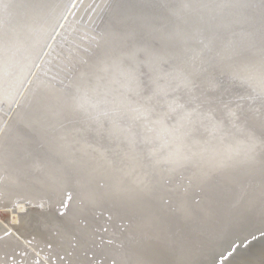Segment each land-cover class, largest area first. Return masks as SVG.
<instances>
[{"label":"bare ground","instance_id":"obj_1","mask_svg":"<svg viewBox=\"0 0 264 264\" xmlns=\"http://www.w3.org/2000/svg\"><path fill=\"white\" fill-rule=\"evenodd\" d=\"M10 1L12 2V0ZM111 1L112 0H110V2ZM122 1L123 0H117L116 4L114 5V9L117 12H121V10L118 11V9L120 8ZM139 1L140 0H134V7H136L140 3ZM188 1L189 7L185 9L182 8L183 10H181L177 14H173V12H175V6L171 7L163 0H161L160 3L155 4L158 5V7L160 6L162 9H169L167 13L165 11L166 15H162V17H160L159 15L162 21V27H165L164 29H161L162 31L159 29V27H161L159 22L157 23L155 21V23L149 21L147 23L142 20V18L144 17L141 18L142 21H138L137 17L136 21L133 22L132 25L134 27H139V31L140 29L144 30V34L143 38L142 36H140L141 39L135 41V43L131 40V45L137 48L145 47L146 51L147 48H149L145 44V39H147V36L151 39L149 40V45L153 43V38L159 39V43L161 44H163L166 40L168 41V43L173 40V42H171L172 44L170 43V45L167 46L170 50H172L176 58L174 60V63L181 61L182 63H184V65L187 64L189 66L193 61L195 65L197 64L198 68V64L200 63L199 59L201 57L200 55L195 53L198 46L195 44V39H193V37L197 35L199 30H201L200 25L202 24L200 21L212 19V16L214 14L218 15L221 13L220 15L223 16L227 14L226 12L228 9L225 7V5L218 4V0H214L213 2L209 0ZM238 1L242 3L244 2L242 0ZM24 2L28 3V1L26 0H24ZM31 2L33 3L31 7L28 8L24 6H14L12 3V5H10L6 1L0 2V50L3 56V59L0 60V103L8 102L12 94L16 91L15 89L17 88L18 82L20 81L24 70H26L28 63L30 62V59L29 57H27L26 52L30 51L32 53L34 52L33 50L37 52L40 45L43 44L42 42H44L43 40L45 39L47 34H49V32L56 33V31L60 29L61 23L63 22L67 13L70 12L69 9L70 7H72L71 5L74 0L69 3V6L67 5V8L65 7L66 5L61 7V9L59 8L58 10L60 11H57L59 12V14L56 18L55 16L57 12L55 13V10L57 8L58 0H33L30 1V4ZM99 2L102 3L103 0ZM242 3L237 2V4ZM217 4L219 9L217 7ZM85 5H87L86 2ZM107 6L109 8L110 5ZM78 8L80 9V7ZM149 8H153L150 9L153 13H151L150 10L147 11L150 15L159 14L155 6L150 5ZM65 9V13L59 19V16L64 12ZM213 9L215 10L213 11ZM102 10H104V8ZM143 11L145 10L143 9ZM77 13L74 14V16H76ZM243 13V19L246 20V24H248L249 22L248 26L246 25V27L252 30L254 24L260 20H258V15L257 17L255 16L254 19H248L247 16H245V14L247 13ZM54 14L55 16H53ZM94 14L96 13L94 12ZM82 16L83 15L81 14V18ZM96 17H98V15ZM224 19L226 20V15ZM224 19H221V22H219L218 24H209V26H211V28L213 27V34H215L214 31H216V34L226 39L225 35H232V32H230L229 30H231L233 27L227 25ZM234 19L235 18H233V20ZM73 20H75V17H73ZM108 21H110V27L106 30L110 31L108 35L110 37V40H113L114 46H112V48L109 47L110 50L108 53L105 52L107 53V56L105 55L106 58L108 57L107 60H105L106 58L103 57V59L100 61V55L98 54V57L91 65L92 67L89 68V71L85 70L82 72L83 78H80L75 83V79L71 77L69 81L70 85L66 88L67 91L64 89L65 91L63 90V92H58L60 91V89L50 87V84L41 79L40 83L36 84V86L30 91L23 107L21 108L20 118L21 122L23 123L22 125H24L25 128L29 129V131H31L34 136L28 134L26 131H22L18 135H15L14 133L12 138L14 145L13 152H15L16 154L20 152V154L18 156L15 155L16 162L13 163L18 165L21 163V166H26L29 163L32 164L37 162L39 159H44L45 155L42 152L43 146L54 149L56 150V152H58L57 149L62 148L60 150L62 153L61 156L63 158L62 160H64V164L65 162L66 165L67 163L72 164V168L75 170H78L79 166L77 162L80 161L86 160L91 165H88L89 171L85 173L83 177L84 179L79 180L82 181V183L86 186L85 196L87 200H90V196H94V194H97L96 196H94V199L101 196L104 198H110L113 204L117 206H123L127 204L139 206L142 205L145 210L147 208V204H149L150 202V196H153L155 190L158 191L157 187H159L160 191L162 188L161 186L163 185L160 181L162 179L161 175L159 174V172H156L159 167L164 168L160 166L162 164L158 156V151H160V149L163 147L165 148L164 152L166 151V153H173L176 156L177 160L183 161L179 164H183L182 166L188 170V173H190V182L192 183L191 186H198L199 188L204 189V195L202 197V200L195 204L189 200V198L187 197V193H184V196L180 195L179 193H175L173 197L177 201L176 208L174 209V211H169L167 209L163 210L161 212V218L166 222H171L178 218L181 219L182 222L193 220L194 222H202L204 224H208L209 222H219L216 225L217 229L215 227H212V229L215 228L213 231L211 229H208L207 231L210 232H207L206 230L205 232H203V234H209V237L207 236L208 239L206 238L207 240H210V238H215L213 239L215 243H212L211 247L208 246L209 244L204 248L195 247L196 249L182 254V246H178V250H175L176 260L174 261V264H219V261L221 260L224 261V264H257L258 259L256 258V255L254 256V253H260V250L257 247H259L258 245L262 240L261 236L264 235L263 229H258L260 226H262L261 223L257 222L258 224H252L250 227L245 225L241 226L240 228L237 225V229L234 228L231 231L230 229L226 231V228L224 227L222 229L220 225L223 226L229 220L232 222L238 221L240 219L243 220L252 214L248 212L252 211V209H255L253 211L254 213L264 212V182L261 184V181H264V153L256 158L252 157L254 154L259 153L260 151L264 152V121L251 119L256 115L264 116L262 115L264 114V107H261L264 105V69L259 71V68L261 66H264V62L261 61L262 58L260 59L259 57H257V60H252L253 64H255L256 67L254 70H251L248 75H243L244 73H238L240 74L238 75V77L242 79V82L240 83V85H235L233 87L235 88V90L231 88V86H229L230 88L227 89L226 86L228 85L226 83L225 85H221L222 87L225 86L224 88H217L219 90H206V88L198 87L200 88L199 90L201 92H204L198 93L201 94L198 95V97H200V99L203 100L205 104H200V102L197 103L198 99L197 101L193 99V93L191 92L192 90H190L189 88H186L185 91L184 89H181L183 91L180 90V92H182L181 94L183 95H170V93L172 92L170 85L168 86L170 78L167 79L164 77L163 81L165 83L160 82V86L158 83L159 90H157V93L154 96L158 105L154 107L153 103L155 101H153V103L151 102L153 98H149L150 96L148 95L143 96L144 94L141 97L140 95L142 94V92L139 95L140 90H131V88L128 87L129 84L125 86L127 88H130V90L125 88L127 89L126 91H129V95L127 96V93L123 91L122 87H124L123 85L127 84L126 82L131 81L129 79L132 78V80H136L135 78L137 73V66H132L130 64V61L138 62L139 56H136V54L134 55V51L130 52V44L125 43V40H130L128 39L129 37H127L128 35H130V33L126 34L125 31V33L118 32H122L125 29V27H123V22L119 20L117 21L116 19V22H113L112 26V20H110L109 18ZM82 22H84V25L85 21ZM151 23H153V25H151ZM52 25L57 27L55 29L51 28V32L50 27ZM236 25L238 24L236 23ZM236 25L233 26L235 27ZM89 26L90 25L85 27ZM132 27L130 26L128 29ZM155 28L156 30H154ZM189 29L195 30L194 35L193 31L190 32ZM248 31L247 29L245 32L243 31L242 36H245ZM189 32L191 35L189 34ZM90 33L92 34V32ZM169 33L172 37L168 35ZM235 36L236 35H233L232 38ZM251 37L253 38L252 34ZM232 38L230 37V39ZM89 40L91 41V39ZM89 40L87 38V41ZM17 41L20 44L19 47L15 46V44H17ZM138 42L140 44H138ZM76 45L79 46L77 43ZM211 45L212 44H209V47L213 48ZM13 46H15L14 49ZM15 48L20 49L18 50ZM219 49L220 53L218 52L219 55L216 56L220 57L215 58H221L224 53L221 50V47ZM73 50L76 51L75 49ZM89 50L85 52L87 53L89 52ZM78 52H80V50H78ZM85 52L83 54H86ZM144 54L147 55L146 53ZM120 55L125 56L126 61H124V63L121 62L123 57L121 58ZM211 56L212 55H210L209 57L211 58ZM69 57L71 58V56ZM209 57L206 58L208 59ZM254 58L255 56L253 57V59ZM65 59H67V57ZM79 60H83V57H81V59ZM166 61H168V59ZM64 63L67 64L66 60ZM69 63L71 64V62ZM52 64L53 63H51V65ZM155 67H157L158 69V66ZM59 69L61 68H58V70ZM69 70L70 69H68L67 71ZM47 73L49 74V71L46 72V75ZM70 73L71 72H69V74ZM61 74L62 72L60 73V75ZM58 75L59 73L57 74V76ZM89 75L91 77V79L89 78L90 80L87 79ZM242 75L245 77H242ZM182 76L184 78L181 80V82L184 83L185 80L189 78V73H186V75ZM231 78L232 77H230V79ZM218 83L212 84L218 85ZM138 88H141V85H138ZM69 89H72L73 91L72 95H70V98L66 97V95L64 96V93L68 94ZM153 89H155V87H153ZM148 92L150 93V89L148 90ZM132 96L133 99L131 100ZM59 97H63L62 100H59ZM231 97H234V101L232 103L230 102ZM235 97L237 98L235 99ZM52 99H54L56 102ZM149 103L153 105L152 108ZM231 105L232 107H227ZM231 108H233L232 112L229 111V109ZM236 112L240 114L235 115ZM72 144L77 145L74 147ZM69 147H72V150H70ZM88 147H90L91 149H89ZM92 147H94L95 149ZM126 154L136 155L137 157L142 158V161L144 159L146 164L144 162L143 163L147 166L145 168V172H143L141 176H143L144 179H148L149 183L144 181L139 172L137 174L133 168L127 167L126 161L124 159V155ZM109 163H111L110 167H108ZM47 164L48 169L46 170L44 168V170H46V174L48 175V177L52 179L51 182H58L59 179L61 180V177H64L63 174L65 171H67L66 167L65 169L62 166L61 168H58L57 165L51 163L50 161H47ZM31 166L34 167V165ZM168 167L170 166H167L165 170ZM27 168H29V166ZM40 169L42 170V168ZM13 170L15 171V173L20 171V169L16 167ZM249 171H251L253 174L258 173L261 175L257 180L252 179L250 177L252 175H250L249 180L252 181L251 185H248L247 182L246 184L243 183V179ZM41 172H43V170ZM15 173L14 175H16ZM213 173L220 174L222 176V181L225 180L224 182L229 183L228 186L235 187L233 189L229 187L226 190L227 192L222 194V191L224 190L221 189L222 187L220 186V189L218 190L219 192L215 191L216 193L213 194V189H211V179L213 181ZM99 180L105 181L106 185L108 186V189L106 188L107 190L105 188L97 189L94 186L96 181ZM150 182L152 184H150ZM189 187L190 185L188 186V188ZM218 193H221V195L223 196L221 199H219V197L215 200H212V198H208V195L213 196ZM20 196L18 200H16L15 206L17 210L23 211L26 209V202L23 197ZM187 205L193 206L192 208H190ZM261 215H264V213ZM26 218L27 217H25V219L21 218L20 223L23 225V227H26L28 225ZM263 218L264 216L261 217V219L264 221ZM11 219L12 221L20 220V218L18 219V214H12ZM223 221L224 224H222ZM0 222H2V220H0ZM254 225H256V227H254ZM190 227L191 226H185V229L188 231L186 232V236L188 237V239L190 238L194 241L200 240V238L196 236H202V234H197L196 232L190 233ZM135 228L136 229L134 235H137L138 237L141 231V224H138V226ZM221 231L223 232L218 233ZM217 236H219L218 239H216ZM137 237L136 239H138ZM159 237L164 239L165 235L161 234ZM257 238H259L260 240L257 241ZM140 239L142 241V237L138 240H134L131 246V251H133L132 253L136 259L144 260V263L146 264H153L152 261L155 263L158 262L157 264H171V262H167L164 257L162 258V261H160V259L158 260L161 251L155 248H149V250H147L146 248H148L149 244H147L146 242L148 241V239L142 242H140ZM248 239H255L251 244L252 246L245 250L246 253H248L249 255L252 254V256H244L241 257L243 259H239V255H235L234 252H239L243 247H245L248 244ZM154 244H157V242ZM191 245L194 246V244ZM151 249L153 251H151ZM232 255H234L237 259L229 261V258ZM134 264H138V262L136 263L134 261Z\"/></svg>","mask_w":264,"mask_h":264},{"label":"rangeland","instance_id":"obj_2","mask_svg":"<svg viewBox=\"0 0 264 264\" xmlns=\"http://www.w3.org/2000/svg\"><path fill=\"white\" fill-rule=\"evenodd\" d=\"M5 1L9 3L10 5L13 4L14 6H18V7L24 6L26 8L31 7L33 3L31 2L30 4V1H33V0H26L28 1V3L27 2L25 3L24 0H15V1L12 0V2L10 0H0V2H5ZM71 1L72 0H63V1L58 0V2L60 3L57 2V8L55 10V13L57 11H60L58 9L59 8L61 9V7H63L64 5H66L65 7L67 8V5L69 6V3ZM75 1H76V5H75ZM99 1H102V0H74V2L71 5L73 8L70 7L69 9L70 12L67 13L66 17L61 23L60 29H58L56 33H54L52 32V29H55L57 26L52 25L50 27V29L52 28L51 29L52 33L49 32V34H47V36L43 40L44 41L42 42L43 44L41 43L43 47L42 45H40L39 47L40 50L38 48L37 52H35V50H33L34 52L32 53L30 51L26 52L27 57H29L30 59V62L28 63L26 70H24V73L20 81L18 82L17 88L15 89L16 91L12 94L8 102L0 103V191H1L0 193V220H2V222H0V264H134V261L136 263L138 262V264H146L144 263L145 262L144 260L136 259L132 253L133 251H131V246L134 240H138L141 237H142V241H145L146 239H148L152 241L153 243L157 242V245L162 246L163 245L162 242L163 240H165V238L168 240L170 237L176 236L177 240L176 241L174 240L175 243H173V245L182 246L184 249L182 250L183 251L182 254L187 253L188 251H191L193 249H196L195 247H200V248L207 247L208 243L212 241L213 239H215L213 238V239L207 240L209 237L208 236L209 234L206 235V233L203 234V232H205V230L208 227L209 229L212 227H215L219 222H212V223L209 222L208 223L209 225H208L202 222H194V220L182 222V220L179 218L171 222H166L165 220L161 218V212L163 210L167 209L169 211H174V209L176 208L177 201L173 197L175 193H179L182 196H184L183 195L184 193H187V197L189 198V200L195 204H197L200 200H202V197L204 195V189H201L198 186L197 187L191 186L192 183L190 182L191 181L190 175H189L190 173H188V170L182 166L183 164L182 165L179 164V163H182L183 161L177 160L176 156L173 153H166V151L164 152L165 148L163 147L160 149V151H158L159 152L158 156L160 158L161 164L163 165V166L162 165L160 166L164 168L159 167L158 170L156 171V172H159V174L161 175L162 179L160 181L162 182L161 184L163 185L161 186L162 188L160 191H159V187H157L158 191L155 190L154 191L155 193L153 194V196H150L151 197L149 199L150 202L149 204L145 203L147 204V208L144 210L142 205L139 206V205H130V204L128 205L127 204L123 206H117L113 204L110 198H104V197L99 196L94 199V196H96L97 194H94V196H90V200H87L85 196L86 186L82 183V181H79V180L84 179L83 177L85 173L89 171L88 165L89 166L91 165L86 160L80 161V162H77L80 169L78 168V170H75L72 168L73 167L72 164L67 163L66 165V162L64 164V160H62L63 158L61 156L62 153L60 150L62 148L57 149L58 152H56V150L54 149L43 146L42 152L45 155L44 159H39L37 162L32 163V164L29 163L26 166H21V163L19 164L20 166L18 164L13 163V162H16L15 155L18 156L20 152L17 154L13 152L14 145H13L12 138H13L14 133L15 135H18L22 131L23 132L26 131L28 134H31L32 136H34V134H32V132L29 131V129L25 128L24 125H22L23 123L21 122L20 112H21V108L23 107L27 99V96L29 95L30 91L36 86V84L40 83V81L43 80L46 83L50 84L51 85L50 87L60 89V91L58 92H63L64 89L67 91L66 88L70 85L69 81L71 77L75 79V83L80 78H83L82 72L85 70L89 71V68L92 67L91 65L93 64L95 59L98 57V54L100 55V58H99L100 61L103 59V57L106 58L107 53L109 52L110 48L114 46L113 40L111 41L108 35L110 31L106 30V29H109L110 27V21H108L109 18L110 20H112L111 24L113 22H116V19L117 21L119 20L123 22V25H124L123 27H125V29L124 30L122 29L123 30L122 32L121 31H118V32L123 33L125 31L126 34L130 33V35L128 36L126 35L127 37H129L128 39L130 40H125V43L130 44L131 46L130 52L134 51V55L136 54V56L137 55L139 56L138 62L130 61V64L132 66L133 65L137 66V73H136V78H135L136 80L134 79L132 80L131 78L129 79L131 81L128 80L129 82H126L127 84L123 85L124 87H122L123 91L127 93V96L129 95V91H126L127 89L130 90L131 88V90L132 89L140 90L139 95L142 92V94L140 95L141 97L144 94L143 96L148 95L150 96L149 98H153L151 102L153 103V101H155L153 105L154 107H156L158 104L156 103L154 96L157 93V90H159L158 83L160 86V82H164L163 78L165 77L167 79L170 78L169 83H168V86L170 85V88L172 89V92L170 93V95L171 94L172 96L174 94L183 95L181 94L182 92H180V90L184 89L185 91L186 88L187 89L189 88L190 90H192L191 92L193 93V99H195L196 101L198 99L197 103L200 102V104L202 103L205 104V102L201 100L200 97H198V95H201L198 93H204V92H201L199 90L200 88L198 87L206 88V90H215L217 88H224L225 86L222 87L221 85H225V83L228 85L226 86L227 89L230 88L229 86L233 88L235 85H240V83L242 82V79L238 77V75H240L238 73H241V74L244 73L243 75H248L251 72V70H254L256 66L255 64H253L252 60H257L256 59L257 57H259L260 59L262 58L263 60L261 59V61L264 62V0H254V1L253 0H242L244 1L243 2L244 4L242 2H239L238 0H232V1L231 0H228V1L218 0V4H223L228 9L226 12L227 14H225L226 20L224 19L225 15L221 16L220 15L221 13L218 15L214 14L212 16V19L201 20L200 21L202 24L200 25L201 30H199L197 35L193 37V39H195L194 41L195 44L198 46L195 53L200 55L201 57L199 59L200 63L198 64L199 66L198 68H197V64L195 65L193 61L190 63L189 66L187 64H185L186 65L185 66L184 63H182L181 61L174 63V60L176 58L172 50L168 48V46L170 45L171 42H173V40L169 43L166 40L163 44H161L159 43L160 42L159 39L153 38L154 39L153 43L149 45L150 43L149 40L151 39L147 36L146 37L147 39H145L146 40L145 44L149 48H147L146 51H145L146 49L145 47L137 48L131 45L130 43L131 40L132 42L135 43V41L141 39L140 36H142L143 38V34H144L143 32L144 30L140 29L139 31V27H134L132 25V23L136 21L137 17H138V21L143 20L144 22H147V23L149 21H152V22L156 21L157 23L159 22L161 25V27H159L160 30L165 28L164 26L162 27V21L160 17H162V15L165 14V11L167 13L169 9L168 10L166 8L162 9L160 6L158 7V5H155L157 3H160L161 0H140L139 1L140 3L138 2L140 5L138 4L136 7H134L135 5L134 0L132 1L123 0L120 5V8L118 9V11L121 10V12H117L114 9V5L116 4L117 0H114V1L112 0L111 2L110 0H105V1L103 0L102 3ZM124 1L125 2L128 1V2L125 3ZM163 1L171 7L175 6V9H174L175 12H173V14H177L181 10L189 7L188 0H163ZM209 1L213 2L214 0H209ZM85 2L87 5H85ZM237 2L242 3V4H237ZM143 3H146V4H143ZM218 4H217V7H218ZM232 4L233 6L234 5L235 6L233 7ZM236 4L238 7L236 6ZM107 5H110L109 8ZM150 5L155 6L157 8L156 10L159 12L158 15H150L149 12H147L150 9H153V8H149ZM78 7H80V9ZM102 7L104 8V10H102L103 9ZM230 8H233V9H230ZM143 9L145 11H143ZM215 9H213V11ZM65 11L66 9L59 16V19L65 13ZM93 11L96 14H94ZM238 11H239V14H238ZM75 12L76 13L78 12L79 14L77 13V15L74 16V14H76ZM80 12H83V13H80ZM150 12L153 13L151 10ZM243 12L247 13L245 14V16H247L248 19H254L255 16L257 17L258 15V20L259 19L260 20L254 24L252 30L246 27V25L248 26L249 22L248 24H246L247 23L246 20L243 19L244 18ZM58 14L59 12H57L56 16L55 14L53 16H55L56 18ZM81 14L83 15L82 18L84 17L83 19L81 18ZM233 14L235 17L233 16ZM97 15L98 17H96ZM241 15H242V19H241ZM73 17H75V20H73ZM233 18L235 19L233 20ZM71 19L73 20V22ZM221 19L222 20L224 19L227 25H230L233 27V28L231 27L232 29L229 28L232 31L228 29L230 32H232V35L230 34L229 36L225 35L226 39L216 34V31H214L215 34H213L212 32L213 27L211 28V26H209V24H213V25L218 24L219 22H221ZM70 21L72 22V25ZM82 21H85L84 25H83L84 22ZM87 21H90V22H87ZM242 22L244 25L242 24ZM87 23L88 25H90L89 27H85V26H88ZM236 23L238 25H236ZM151 25H153V23H151ZM233 25H236V26L234 27ZM130 26L131 27L133 26V27L128 29ZM81 27L83 30L81 29ZM241 27H242V31H241ZM246 29L247 31L248 30L249 31L247 32L245 36H242V32L243 31L245 32ZM89 30L90 32H92V34L89 32ZM154 30H156V28ZM189 30L190 32L193 31V35H194L195 30L193 29H189ZM251 34L253 38L251 37ZM168 35L171 36L170 33ZM233 35H236V36L232 38ZM230 37L232 39H230ZM87 38L88 40L91 39V41L90 40H89L90 42L87 41ZM74 41L79 46H77ZM138 44L140 43L138 42ZM209 44H212L211 46L213 48L209 47ZM19 45L20 44L17 41V44H15V46L19 47ZM203 45L205 46V48ZM15 46H13V49ZM220 47L224 53L221 56V58H215V57H220V56H216V55H219L218 52L220 53V49H219ZM15 49L19 50L20 48H15ZM73 49H75L76 51H74ZM155 49L156 50L158 49L159 51L158 50L156 51ZM78 50H80V52H78ZM88 50L89 52L86 53L85 51H88ZM152 50H155V51H152ZM84 52L87 55L83 54ZM143 52L146 53L147 55H145ZM210 55L213 56V57L211 56L212 59L209 57ZM65 56L67 57V59H65L66 58ZM69 56H71V58ZM80 56L83 57V60H79L81 59ZM120 56L121 58L123 57L121 62L124 63V61H126L125 56L123 55H120ZM254 56L255 58L253 59ZM206 57H209V58L207 59ZM59 58L61 59V61ZM2 59H3V56L0 50V60ZM107 59L108 57L105 60ZM167 59L168 61H166ZM65 60L67 64L64 63ZM75 60L78 61L79 63L76 62ZM69 62H71V64ZM51 63L53 64L51 65ZM155 66H158V69ZM58 68H61V69L58 70ZM64 69H67V70L70 69V70L67 71ZM263 69H264V66H261L259 68V71ZM48 71H49V74L47 73L46 75V72ZM59 71H61L63 75L62 74L60 75L61 72ZM88 71H87V74H88ZM57 72L59 73L60 76L59 75L57 76L58 74ZM69 72L71 73L69 74ZM186 73H189V78L186 79L184 83H182L181 80L184 78L182 75H186ZM243 75L242 77H245ZM230 77H232L233 79L232 78L230 79ZM89 78L91 79L90 75L88 76L87 79L90 80ZM234 79H236L237 81ZM212 83L213 84L218 83V85L217 84L213 85ZM127 85L130 88L125 87ZM138 85H141V88H138ZM150 85L152 88L150 87ZM147 86L150 89V93L148 92L149 89ZM153 87H155V89H153ZM233 89L235 90V88ZM72 92H73L72 89L71 90L69 89L68 94L64 93V96L66 95V97L70 98L71 97L70 95H72ZM62 98L63 97H59V100H62ZM233 98L231 97L230 99L231 103L234 101ZM236 98L237 97H235V99ZM132 99H133V96L131 97V100ZM52 100L55 101L54 99ZM150 105L152 108L153 105L152 104ZM227 107H232V105L227 106ZM261 107H264V105ZM229 111L232 112L233 108L229 109ZM238 114L240 113L236 112L235 115H238ZM251 119L253 120L257 119L259 121H264V116L256 115L254 116V118H251ZM72 145L75 147L77 144L76 145L72 144ZM69 148L70 150H72V147H69ZM88 148L91 149L90 147ZM262 153L264 152L260 151L259 153L254 154L252 157L256 158ZM55 154H56V157H55ZM124 157H125L124 159L126 161L127 167L133 168L137 174L139 172L140 176L143 174V172H145V168L147 165H145L146 163L144 159L142 161L141 160L142 158H139L136 155H130V154H126L124 155ZM47 161H50L51 163L57 165L58 168H61L62 166L65 169L66 167L67 171L64 172L66 177L63 174L64 177L63 178L61 177V180L59 179V181L55 183H53V181L51 182L52 179L48 177V175L46 174V170L48 169ZM58 164H62V165H58ZM31 165H34V167ZM110 165L111 163L108 164V167H110ZM28 166L29 168H27ZM167 166H170L171 168L168 167L165 170ZM15 167L19 168L20 171L15 173V171L13 170ZM40 168H42L43 172H41L42 170ZM44 168L46 170H44ZM14 173L16 175H14ZM212 175H213L212 176L213 181L211 179V185L213 188L211 187V189H213V194L216 193L215 191H218L220 189V186L222 187L221 189L224 190L222 191V194L227 192L226 190L229 187L232 189L235 187V186H228L229 183L224 182L225 180L222 181V176L220 174L213 173ZM249 176L252 179L257 180L258 177L261 175L258 173L253 174L251 171H249L245 175V178L243 179V183L246 184L247 182L248 185L249 184L251 185L252 181L249 180L250 178ZM141 177L144 179L143 176ZM144 181L149 183L148 179H144ZM263 182L264 181H261V184ZM150 184L152 183L150 182ZM189 185L190 187L188 188ZM94 186L97 189H100V188L106 189L108 187L104 180L96 181ZM19 196L23 197V199L26 202V209L23 211L17 210L15 206L16 200H18ZM210 196L208 195V198L210 199L212 198V200H215L218 197L219 199H221L223 197L221 193L213 195L214 197L213 196L210 197ZM40 203H43V204H40ZM187 206L192 208L193 205L192 206L187 205ZM12 214H18V219L20 218V220L12 221L11 219ZM211 215H214V214H211ZM25 217H27L26 219H27L28 225L26 227H23V225L20 222H21V218L25 219ZM138 224H141V229H140L141 231H140L139 236L137 237V235H134V233L136 229L135 227H137ZM193 224L195 225L194 232H197V234L198 233L202 234V236H196L200 238V240H195L197 242H195L194 240H191L190 238L188 239V237L186 236L187 234L186 232L188 231L185 229V226L193 227L192 226ZM191 232L193 231L191 230ZM159 234L160 235L164 234L165 238L164 239L160 238ZM136 237L138 239H136ZM218 237L219 236H217L216 239H218ZM142 241L140 239V242ZM201 243L203 246L201 245ZM164 244H166V242H164ZM191 244H194V246ZM210 245H212V243ZM191 247H194V248H191Z\"/></svg>","mask_w":264,"mask_h":264},{"label":"water","instance_id":"obj_3","mask_svg":"<svg viewBox=\"0 0 264 264\" xmlns=\"http://www.w3.org/2000/svg\"><path fill=\"white\" fill-rule=\"evenodd\" d=\"M255 209H252V211H248L251 215L250 216H248L247 218H245V219H243V220H238V221H234V222H232V221H228V222H226V224H224V221H223V223L222 224H224L223 226H221L220 225V227L223 229V227L224 228H226V231L228 230V229H230V231L231 230H233L234 228H236L237 229V225H238V227L240 228L241 226H248V227H250L252 224H258L259 222L261 223V225L262 226H260L258 229H263V231H264V221L261 219V217H263L264 215H261V214H263L264 212H261V213H254L253 211H254ZM264 219V218H263ZM258 222V223H257ZM193 227H191V230L194 232V230H195V228H194V225H192ZM211 227V226H210ZM219 227V228H220ZM230 227V228H229ZM254 227H256V225H254ZM215 228H216V226H215ZM214 228V229H215ZM238 228V229H239ZM209 229V227L206 229V231ZM212 231L214 230V229H212V228H210ZM217 229V228H216ZM191 230H190V232H191ZM221 230V229H220ZM218 231V230H217ZM207 232H210V231H207ZM223 231H221V232H218V233H222ZM197 233V232H196ZM213 236V235H212ZM211 236V237H212ZM177 237L176 236H172V237H170L168 240L165 238V240H163V246H158L157 244H154L152 241H150V240H148L146 243L147 244H149L148 245V248H146L147 250H149V248H155V249H157V250H160L161 252H160V255H159V257H158V260L160 259V261H162V258L164 257L165 259H166V261L167 262H171V264L173 263L174 264V261L176 260L175 259V250L177 251L178 250V245H175V246H177V247H174V245H173V243H175V241L177 240L176 239ZM261 238H262V240L260 241V243H259V247H257L260 251V253H254V256L256 255V258L258 259V262H257V264H264V246H261V245H264V235H262L261 236ZM211 239V238H210ZM175 240V241H174ZM255 240V239H254ZM254 240H250V239H248L247 240V242H248V244L245 246V247H243L239 252H234V254L235 255H239V259H243V258H241V257H251L252 256V254L251 255H249L248 253H246V249L247 248H249V247H251L252 245V243L254 242ZM258 240H260L259 238H257V241ZM164 242H166V244H164ZM256 242V241H255ZM211 243H215L213 240L212 241H210L208 244H209V247H211ZM188 244V243H187ZM191 248H194V247H191ZM180 249V248H179ZM182 250H184L183 249V247H182ZM151 251H153L152 249H151ZM236 260L237 258L234 256V255H232L230 258H229V261L230 260ZM157 261V260H156ZM224 261L223 260H221V261H219V264H224L223 263ZM152 263L153 264H157V263H155V262H153L152 261ZM184 264V263H183Z\"/></svg>","mask_w":264,"mask_h":264}]
</instances>
